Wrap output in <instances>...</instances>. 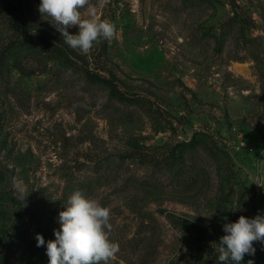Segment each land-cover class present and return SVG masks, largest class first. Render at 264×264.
Segmentation results:
<instances>
[{"label": "rangeland", "instance_id": "1", "mask_svg": "<svg viewBox=\"0 0 264 264\" xmlns=\"http://www.w3.org/2000/svg\"><path fill=\"white\" fill-rule=\"evenodd\" d=\"M40 2L0 0V264H48L77 189L108 264H221L223 224L264 214V0H88L116 26L88 53Z\"/></svg>", "mask_w": 264, "mask_h": 264}, {"label": "clouds", "instance_id": "2", "mask_svg": "<svg viewBox=\"0 0 264 264\" xmlns=\"http://www.w3.org/2000/svg\"><path fill=\"white\" fill-rule=\"evenodd\" d=\"M88 0H41L38 10L47 16L71 49L88 53L99 40H111L116 32L113 22L100 19L96 7L89 5L88 18L81 9ZM76 26L72 34L69 28ZM256 183L260 184L259 181ZM261 185V184H260ZM110 208L82 190H75L65 209L59 212V228L54 229V239L47 242L37 233V247L46 245L48 264H108L119 252V243L111 238ZM225 235L214 249L221 264H242L245 254L254 255L255 241L264 243V214L254 217L241 215L234 222L223 224ZM253 264L252 260L248 261Z\"/></svg>", "mask_w": 264, "mask_h": 264}]
</instances>
